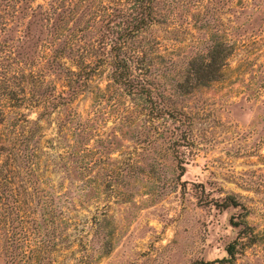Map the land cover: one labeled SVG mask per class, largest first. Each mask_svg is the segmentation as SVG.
I'll return each mask as SVG.
<instances>
[{"label": "rangeland", "instance_id": "obj_1", "mask_svg": "<svg viewBox=\"0 0 264 264\" xmlns=\"http://www.w3.org/2000/svg\"><path fill=\"white\" fill-rule=\"evenodd\" d=\"M42 2L0 0L4 69L25 42L15 37L28 19L11 23L3 12ZM152 7L158 22L136 39L143 61L129 91L105 65L74 67L85 53L70 17L46 30L54 44L47 62L57 66L47 68V102L18 109L30 137L15 178L28 189L22 204L30 224L8 239L10 264H225L228 244L232 264H264V0H154ZM33 33L38 55L45 33ZM84 36L94 47L102 42L96 28ZM69 42L71 53L62 48ZM216 42L230 46L218 79L181 84L186 60ZM226 194L242 209L208 205Z\"/></svg>", "mask_w": 264, "mask_h": 264}, {"label": "trees", "instance_id": "obj_2", "mask_svg": "<svg viewBox=\"0 0 264 264\" xmlns=\"http://www.w3.org/2000/svg\"><path fill=\"white\" fill-rule=\"evenodd\" d=\"M74 1L79 2L78 6H81L82 10L76 4L67 10L59 5L66 3L71 6ZM92 1L43 0L41 4H36L35 7L27 8L25 11L23 9L12 10V12L3 10L4 15L8 16L5 18L8 21L19 18V16L28 19L24 34L15 37L16 41L25 38V42L17 45L16 57L6 63L8 66L5 67L6 69L3 68V64H0V70H6L4 74L0 75V260L7 264L12 262L11 259H8L10 254L5 253L10 249V245L7 244L8 239L14 236L18 227L24 232L28 230L27 223L30 224L27 209L22 204L23 196L26 195L28 189L23 182L15 178L19 175L20 165L17 159L20 149H23L20 147L23 144L25 146L30 137L25 135V125L21 124V120L17 117L23 114H20L18 109L24 105H30L34 101L36 103L47 102V97L44 96L47 94L44 92L47 87V68L57 66L54 61L47 62V51H50L54 44H51V40L47 42L46 30L53 31L64 26L67 24V18L70 17L73 22L72 29L75 28L80 32L78 37H82L83 53H85L81 52L79 56H76L74 67L90 70L95 66L105 65L113 83L123 88L126 87L128 91L136 89L138 85L132 79V73L135 69H140L139 65L143 59L141 57L142 45H137L136 39L142 31L158 22L157 14L152 7L154 0H105L108 3L113 2L112 8H108V6L93 8V4H90ZM11 23L13 22L11 21ZM36 23L35 28L30 25ZM31 28L45 33V39L43 38L39 45L41 48L38 55V49L33 50L35 41L32 39L35 34ZM94 28L98 32V42L102 41L101 43L97 42L95 47L93 42L85 40L84 36V32ZM4 31L3 29V35ZM24 43H27L25 47H23ZM138 43H140L139 40ZM73 45L74 43L69 42L62 44V48L67 50V53H71V51H75ZM229 49V45L216 42L209 45L202 56L189 58L183 66L179 82L183 85L188 84V87H195L218 79L220 68ZM53 51L55 50L53 49ZM9 69L11 74L8 75ZM69 71L73 70L70 68ZM9 79L15 80L12 81L13 87L8 82ZM147 97L145 99L149 100ZM10 100H13L14 103L7 105ZM208 205L218 210L228 207L241 208V204L230 194L210 200ZM234 225L242 226L238 222H235ZM6 237L8 238L5 239ZM4 244L7 245L3 247ZM102 247H105L104 253L109 250L107 242L102 244ZM233 249L232 245L226 246V256L221 260L225 264H232Z\"/></svg>", "mask_w": 264, "mask_h": 264}]
</instances>
